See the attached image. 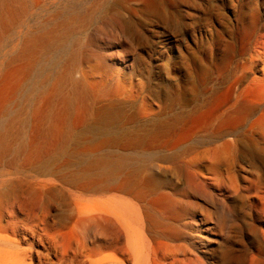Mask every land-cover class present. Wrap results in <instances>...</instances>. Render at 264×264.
I'll list each match as a JSON object with an SVG mask.
<instances>
[{"label": "bare ground", "instance_id": "obj_1", "mask_svg": "<svg viewBox=\"0 0 264 264\" xmlns=\"http://www.w3.org/2000/svg\"><path fill=\"white\" fill-rule=\"evenodd\" d=\"M131 1L0 0V264H264V0Z\"/></svg>", "mask_w": 264, "mask_h": 264}, {"label": "rangeland", "instance_id": "obj_2", "mask_svg": "<svg viewBox=\"0 0 264 264\" xmlns=\"http://www.w3.org/2000/svg\"><path fill=\"white\" fill-rule=\"evenodd\" d=\"M54 1H56L57 4L55 7H53L51 9V11H53V9H55L56 7H60L61 5H62L61 8H64L66 6H73L74 8L72 7L73 8L72 13L76 17L84 15L85 10L89 7H92L90 13L92 16L91 17V22H92L91 28L92 27L93 28L92 29L90 28V30L88 32H84L83 35H81V38L84 40L88 39V38H96V35H97L96 30L102 26L104 16L106 15L107 12H109L111 7L116 5V3L118 2V0H75V1L72 0L71 3L69 2L71 0H54ZM211 1H216V2L219 1L220 2V8L217 9L218 13L221 16L226 17L227 19H231V21L233 22V25H234V22H235L234 19L237 15V11H238L239 7H241V5H242L241 3H245V2L248 3L250 0H207V2L209 4L211 3ZM78 3H80V5H78ZM130 4L136 8H138L137 6L140 5V7L142 8V5L145 6V1L144 0H138V1L134 0V1H131ZM102 9H103V11H102ZM183 10L189 11V9L187 7H183ZM30 13H29L30 14L29 22L31 25L39 22L40 19H42L47 14V12H44V11H33V10H31ZM139 16L141 17L142 23L145 27L151 26L152 17H148L147 14L145 13V11L139 12ZM146 19H149L150 22L147 21ZM226 28H227V26H225L224 23H222L221 19L213 20V22L211 24H209L207 27L206 42L209 45H213V43H215L216 40H219L217 31L224 29V36L222 37V46L226 47V44L228 43V41H230L232 39V37H231L232 32L230 31V33H229L226 30ZM146 48H147V50H146ZM153 48H155V45L150 44L149 42L147 44H145V42H144V44L142 45L141 51L144 53V56L147 60H149L148 55L151 53V50ZM129 73H130L129 69H125L124 71L120 72V75L128 76ZM194 240H195V242H198L196 240V238ZM211 244H213V246L216 245L215 242H211ZM213 246H211V247H213ZM204 250H205V248H204Z\"/></svg>", "mask_w": 264, "mask_h": 264}]
</instances>
